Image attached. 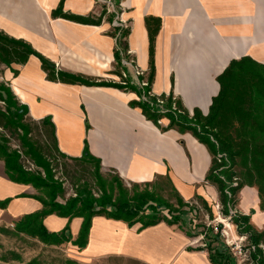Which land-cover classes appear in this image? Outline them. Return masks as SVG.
I'll list each match as a JSON object with an SVG mask.
<instances>
[{"label":"crops","instance_id":"obj_1","mask_svg":"<svg viewBox=\"0 0 264 264\" xmlns=\"http://www.w3.org/2000/svg\"><path fill=\"white\" fill-rule=\"evenodd\" d=\"M60 4L61 0H0V35L14 44H29L56 71L97 82L130 80L140 88L151 66L147 18L153 28L160 21L151 91L165 96L173 91L189 111L199 108L204 114L220 91L218 76L232 60L250 56L264 64V0L63 1L64 13L100 19L98 23L55 14ZM116 16L119 25L113 23ZM124 44L121 61L123 56L133 59L141 74L118 63L116 50ZM13 54L5 73L9 85L30 116L51 118L61 152L81 157L87 143L101 160L102 172L112 171L129 185L165 179L186 200L203 195L204 183L216 192L206 179L213 159L209 147L191 132L164 130L147 118L141 107L132 104L139 100L137 92L50 79L37 54ZM242 190L247 200L237 212L250 214L253 209L251 222L264 227L257 187ZM6 198L10 202L0 206V221L6 223L15 225L25 214L43 208L37 188L13 181L0 158V200ZM43 222L50 231H61L69 224L76 239L84 218L52 213ZM141 226L142 222L129 225L97 213L86 246L69 243L77 248V259L83 264L112 258L139 264H214L209 248L184 221L173 223L165 217Z\"/></svg>","mask_w":264,"mask_h":264},{"label":"trees","instance_id":"obj_2","mask_svg":"<svg viewBox=\"0 0 264 264\" xmlns=\"http://www.w3.org/2000/svg\"><path fill=\"white\" fill-rule=\"evenodd\" d=\"M63 1L61 0L59 10L55 14H61L66 18L85 23L100 22V19L64 13L62 9ZM147 24L151 39V66L148 76L149 86L145 87V92L150 91L154 78L155 37L160 21H157L156 26L153 28L151 18H147ZM127 34L128 30L124 32L123 37ZM3 38L7 42H11L6 37ZM16 44L21 47V51L15 49L12 50L13 52L21 53L24 56L34 53L41 58L43 68L47 70L50 79L88 85H110L133 90L141 97L144 94V91L132 84L130 80H126L124 85L117 82H97L78 75L56 71L55 65L35 51L29 44L22 41H18ZM124 49H126L125 44L123 49L116 50V59L119 64L122 63L121 50L126 52ZM8 53H10L8 46L0 45V55L7 64L11 62V58L6 57ZM218 81L220 91L213 98L207 114H204L199 108H195L190 113L182 99L175 97L173 91L168 96L163 95L166 99V109L158 107L159 104L156 103V98H151L150 101L140 99L133 101L132 104L141 107L147 118L153 120L162 129L175 128L181 133L189 131L209 147L213 159L207 179L219 184L224 199L227 198L226 201L229 198L227 190L230 191L231 195H234L245 185L256 186L260 207L264 210V64L250 56L234 59L218 76ZM0 100L6 104L5 110L0 109V120L3 126L5 128L12 127L16 130L21 129L22 133L19 136L22 143L27 146V152L34 157L36 164L42 167L44 171L43 173L42 171L27 169L21 162V151L12 148L8 138L5 135H0V158L5 161L8 176L15 182L33 184L37 189L44 190L46 193L44 197L37 195V198L43 203L41 210L25 214L15 222L17 233L25 232L36 236L47 244L59 245L64 242H72L83 248L87 244L92 218L97 213H105L110 217L123 219L129 225L142 222L141 227L156 224L163 219L157 211L162 203L156 200V191L150 188L152 187L151 183H147L142 190L138 189V187H141L140 184L135 183L132 192H130L131 190L128 187L122 185L123 180L119 175L116 174L113 180L106 179L102 175L101 160L91 153L87 143L81 157H71L61 152L58 147L55 125L51 118L46 117L41 121L51 128L55 150L60 155L72 160L93 161L102 188V195L99 197H96L90 190H79L75 196L68 198L65 202L59 201L58 196L64 191L63 184L55 178L52 163L41 151L38 143L29 137L31 128L24 121L29 112L27 105L23 104L12 90V87L5 83H0ZM174 102L176 109L173 108ZM163 117L170 119L167 127L161 126L159 122ZM216 157L223 159L224 163L218 162ZM233 167H239V170L233 171ZM234 177H237L238 180L240 178V181H237L235 185L231 182ZM114 182L118 183V194L113 193ZM10 200L11 198L0 200V206L6 207ZM151 201L156 202V204L150 203ZM149 208L152 212L147 213ZM228 211L229 209L226 207L225 212L228 213ZM253 212L252 209L250 214L237 215L236 218L233 216V221L237 228L241 227L239 232L250 234L252 243L256 245L255 250L252 252L256 264H264L263 249L259 246L260 243H264V230H257L251 222ZM52 213L68 217L83 216L84 222L79 236L72 239L69 224L61 231H50L44 225L43 220L46 215ZM179 220L180 218L175 216L172 222L175 223ZM213 240L220 241L216 235ZM220 243L210 251V257L214 264H227V260L224 258L230 254V251L224 242ZM222 258L225 262L222 261ZM67 263L81 264L72 259L68 260ZM29 264L42 263L36 259Z\"/></svg>","mask_w":264,"mask_h":264},{"label":"rangeland","instance_id":"obj_3","mask_svg":"<svg viewBox=\"0 0 264 264\" xmlns=\"http://www.w3.org/2000/svg\"><path fill=\"white\" fill-rule=\"evenodd\" d=\"M3 44L8 46L10 53H8L6 57L11 59L15 56L13 53L11 54V52H13L12 50L21 49L18 45L12 42H7V40L0 35V45ZM7 70V63L4 62L2 56L0 55V83L9 84V80L5 76ZM146 79L148 82V78ZM120 81V84H122L123 80L120 79ZM124 84L126 83H123V85ZM140 85L142 91H145V87L149 86V84L143 86L141 83ZM148 92L146 91V94H148ZM150 92L152 93L151 86ZM140 98L141 96H139V100ZM151 98H156V103L159 104L158 107L160 109H166V99H164L165 96L155 95L152 93L151 95L149 94V101ZM158 98L164 99V102L159 103ZM5 107L6 104L0 100V109L5 110ZM173 108L176 109L175 102L173 103ZM190 113L192 112L190 111ZM24 121L28 123L31 128L29 137L38 143L41 151L52 163L55 178L63 184L64 191L58 196L59 201L65 202L68 198L75 196L79 190H90L96 197L102 195V188L98 181L95 171V163L93 161H76L60 155L54 148L53 136L51 135V128L49 125L43 124L41 120H36L29 114L25 116ZM159 122L163 127H167L170 123V119L168 117H163ZM21 133V129L16 130L12 127L5 128L0 120V135H5L8 138L9 144L12 148H17L21 151V162L25 165V167L33 171H42L44 173L43 168L38 166L34 157L27 152V146L22 143L19 136ZM216 158L218 162L224 163L223 159H218V157ZM236 170H239V167H233V171ZM102 175L108 180H113L116 174L112 171L105 170L102 172ZM207 180H210L211 184L216 187V192H212L211 188L206 187V183H204V194L196 195L194 198L187 199L188 201L184 199L175 189H173L169 182L165 179L152 182L153 184L151 183L152 187L150 188L156 191V200L162 203L157 210L158 215L163 218L166 217L173 219L175 216L180 218L181 221L186 223L188 230L191 231L193 236L201 237V240L205 244L203 245L206 248H209V251L221 244L220 242H223L213 240L216 235L214 225L219 226L220 231L227 230L230 233V238L232 239L234 237L240 238V236L245 235V238H242V241L240 240L241 238L238 239L239 242L241 241V246L245 250L243 254H234L231 246L228 245L230 247L228 248L229 251L233 252V254L230 252V254H228L227 257L225 256L224 259L227 260V264H242L243 260L246 261V264H256L255 260L252 259V252L254 250H249L251 245H256L252 243L253 241L250 238V234H241L239 232L241 227L236 228V224L233 221L234 217L236 218L237 215L239 216L244 214L242 212L231 213L230 211L236 210L237 208L240 209V205H242L241 202L247 200L244 196H242V189L248 185H245L234 195H229L228 201H226L227 198L224 199L219 184L211 179ZM235 181H240V178L238 180L237 177H234L231 180L233 183ZM114 183L113 193L118 194V183ZM122 185L124 187H128V189L131 190L130 192H132L133 184L129 185L123 181ZM140 186L141 187H138V189L142 190L145 187V184H141ZM37 195L44 197L46 196V193L44 190L37 189ZM214 195H216V197ZM181 200H183V202H181ZM150 203L156 204L154 201H151ZM226 207L229 209L228 213L225 212ZM148 210L152 212L151 208L147 209V213ZM194 218H198L196 227L192 224ZM224 223L231 225V227H226ZM254 226L259 231L264 230V227H258L255 224ZM234 246H236V243H234ZM259 246L262 247L264 253V243H260ZM76 253L77 248L72 246L69 242H64L59 245L47 244L36 236L29 235L25 232L17 233L15 225L12 223L10 224L0 221V264H29L36 259L42 264H68L67 262L70 259L77 260L79 263L83 264L77 259ZM224 259L222 258L223 262H225ZM97 264L139 263L112 258Z\"/></svg>","mask_w":264,"mask_h":264},{"label":"built area","instance_id":"obj_4","mask_svg":"<svg viewBox=\"0 0 264 264\" xmlns=\"http://www.w3.org/2000/svg\"><path fill=\"white\" fill-rule=\"evenodd\" d=\"M113 23H114L115 25H119V24H120V20H119L118 16L115 17ZM121 62H122V64H123L124 66L134 68V70H135V72H136L137 74H141V71H140V70L138 69V67L135 65V61H134L133 59H129L128 57L123 56ZM123 74H124L125 76H127V73L123 72ZM123 83H126V82H123ZM141 84H142L143 86H145L146 84L148 85V82H147V81H142ZM149 94L151 95L152 93L149 91L148 94H146V92L144 91V94H143V96H142L140 99H143V100L149 101ZM158 102H159V103H163V102H164V99H162V98H158ZM219 157H220V156H219ZM219 159H220V158H219ZM233 184H234V185L237 184V181H235ZM227 192H228L229 195H231V193H230L229 190H227ZM230 211H231V213L237 212L236 210H230ZM148 212H149V210H148ZM197 223H198V218H197V219L194 218V219H193V223H192L193 226L196 227ZM224 224H225V226L228 227V228L231 227V225H227V223H224ZM236 228H237V225H236ZM214 229L216 230V236H217V238H218L220 241H223V242L227 245L228 248H230L229 246H231L232 251L234 252V254H238V253H239L240 255L243 254V252H244L245 250H244L243 247L241 246V241H242V238H245V235L240 236L241 239H240V238H235V237L232 239V238H230V233H229L227 230H224V231L222 230V231H220V230H219V226H216V225H214ZM238 239H240L241 241L239 242ZM234 243H236V246H234ZM204 245H205V244H204ZM228 245H229V246H228ZM232 246H233V247H232ZM255 248H256V246L251 245V247L249 248V250H250V251H251V250L253 251V250H255ZM230 252H231V251H230ZM233 252H231V253L233 254ZM252 259L254 260L253 257H252ZM255 262H256V261H255ZM242 264H246V261L243 260Z\"/></svg>","mask_w":264,"mask_h":264},{"label":"water","instance_id":"obj_5","mask_svg":"<svg viewBox=\"0 0 264 264\" xmlns=\"http://www.w3.org/2000/svg\"><path fill=\"white\" fill-rule=\"evenodd\" d=\"M222 249V247H220Z\"/></svg>","mask_w":264,"mask_h":264}]
</instances>
